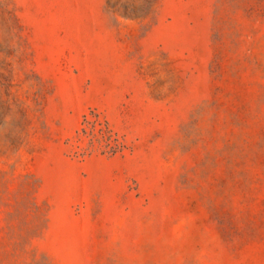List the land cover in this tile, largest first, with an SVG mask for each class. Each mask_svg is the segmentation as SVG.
Returning <instances> with one entry per match:
<instances>
[{
	"label": "rangeland",
	"instance_id": "1",
	"mask_svg": "<svg viewBox=\"0 0 264 264\" xmlns=\"http://www.w3.org/2000/svg\"><path fill=\"white\" fill-rule=\"evenodd\" d=\"M0 264H264V0H0Z\"/></svg>",
	"mask_w": 264,
	"mask_h": 264
}]
</instances>
